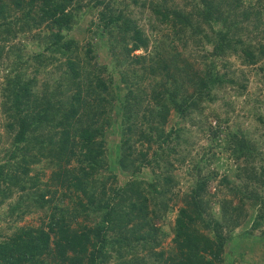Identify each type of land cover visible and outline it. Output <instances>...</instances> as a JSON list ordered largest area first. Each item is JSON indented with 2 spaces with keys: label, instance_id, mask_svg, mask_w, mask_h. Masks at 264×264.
<instances>
[{
  "label": "trees",
  "instance_id": "1",
  "mask_svg": "<svg viewBox=\"0 0 264 264\" xmlns=\"http://www.w3.org/2000/svg\"><path fill=\"white\" fill-rule=\"evenodd\" d=\"M85 13L112 64L71 35ZM263 59L264 0H0V205L44 211L0 240V264H217L250 210L236 237L264 236V147L228 111Z\"/></svg>",
  "mask_w": 264,
  "mask_h": 264
},
{
  "label": "rangeland",
  "instance_id": "2",
  "mask_svg": "<svg viewBox=\"0 0 264 264\" xmlns=\"http://www.w3.org/2000/svg\"><path fill=\"white\" fill-rule=\"evenodd\" d=\"M90 19V15L88 13H85L82 15L78 21L77 25L71 30V35L74 36V38L78 41V44L81 46L85 40L92 39V43H94L93 49L97 53L98 60L100 63L104 64H112V59L108 55V52L106 50V41H102L100 39H96L92 37L89 33L88 29V22ZM148 29V28H147ZM25 50H28L27 52H34V50H37L36 47H34L33 44L26 45ZM199 47H201L204 50H207L209 47L204 46H195L192 45V49H194L193 53H202L203 50H196ZM196 48V49H195ZM141 50H137L136 53H140ZM262 64L264 65V59L262 60ZM264 75V70L255 73V71H248V76L250 79V83L248 88H246V92L242 96L238 97H230L229 101H232V104L234 108L228 111L231 115L232 122L229 123V127H233L235 121L239 123L240 127L248 132H251L255 139H257L264 147V125H262L258 120L256 115L261 114L264 115V98L262 97L264 93V86L262 85V81L264 78L262 77ZM260 79H258V77ZM221 108L223 109V106L221 105ZM235 115V116H234ZM7 117L0 111V156L3 154L4 148L8 145L6 142V132L3 129V125L6 122ZM213 123V122H212ZM105 139L109 143L108 148V156L112 155L116 151V140L117 138L113 135H110L108 133L105 134ZM194 151L192 150V153ZM2 157H0V160ZM220 164L217 165V161H212L209 163V169H216L218 173H222L225 171L230 172L229 168L234 169V165L232 164L231 159H221ZM45 162H39L36 165L31 166L30 175H32L36 171H41L38 176L40 184L39 186L42 188L43 184L42 182L46 181L49 172L51 168L45 165ZM183 168H180V172L183 173ZM43 172V175L41 173ZM125 175V173H123ZM184 178L178 179V187H180V191L185 189V185H187L186 182V176L184 173L182 174ZM231 175V174H230ZM119 180L122 179V177L118 176ZM185 179V180H184ZM213 185L212 183L210 184ZM57 188V187H56ZM49 189H55L53 186H50ZM212 190V188H210ZM60 193V189L57 188V195L54 196L57 197ZM17 193H13L8 197L1 205H0V240L5 238L6 236L10 235L14 229L17 227H25V226H36L41 221L40 219L43 218L42 213L44 211L35 209L34 211L22 216L21 218H18L16 213L9 214V204L14 202L16 199ZM48 197V196H47ZM67 198L62 199V203H68ZM53 204L58 203L57 199L52 200ZM215 212L217 211V206L214 207ZM174 210L169 212L167 217L163 221H157V225H160V227L167 231L168 235L165 240L162 241L161 246L162 247H170L171 246V237L172 234L169 231L170 225L173 223L174 218ZM254 216V211L250 210L249 215H247L245 221L241 223L238 227L234 228L231 232V236L235 239H231L225 243L224 250L220 253V259L221 261L217 264H228V260L233 259V264H264V236H260L257 234H249L242 236L243 238L239 239L238 236L240 233H243V231L247 230L250 226L251 220ZM79 220V219H78ZM242 255V259L239 260L237 254Z\"/></svg>",
  "mask_w": 264,
  "mask_h": 264
}]
</instances>
